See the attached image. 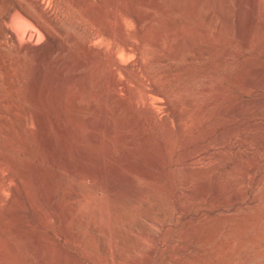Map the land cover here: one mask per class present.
<instances>
[{"label": "rangeland", "instance_id": "rangeland-1", "mask_svg": "<svg viewBox=\"0 0 264 264\" xmlns=\"http://www.w3.org/2000/svg\"><path fill=\"white\" fill-rule=\"evenodd\" d=\"M196 2L176 1L185 9L169 17H183ZM201 2L203 11L212 5L208 36L194 41L181 28V38L209 47L205 60L188 64L183 56L153 66L150 32L144 41L130 39L138 56L117 54L118 65L130 66L146 91L161 90L163 98H144L118 73L122 87L104 105V123L96 122L100 100L82 104L78 123L60 121L61 132L46 121L51 142L32 118L21 134L11 119L0 120V264H264V0ZM123 3L137 14L154 13L150 25L163 18L144 0ZM218 9L226 17L224 42ZM178 40L165 38L159 52H172ZM130 94L138 110H154L146 129L128 111ZM175 104L174 113L187 111L177 133L168 112ZM64 165L90 177L67 174ZM76 190L84 194L62 200ZM112 194L129 203L112 201ZM159 206L168 209L164 221L146 218Z\"/></svg>", "mask_w": 264, "mask_h": 264}, {"label": "bare ground", "instance_id": "bare-ground-1", "mask_svg": "<svg viewBox=\"0 0 264 264\" xmlns=\"http://www.w3.org/2000/svg\"><path fill=\"white\" fill-rule=\"evenodd\" d=\"M123 1L0 0V120L11 119L15 132L21 134L26 119L32 118L51 142L52 138L46 132V121L54 122L57 130L61 132L60 121L68 120L72 124L78 123L77 120L84 112L82 104L86 103L92 107L96 100H100V118L96 122L104 123V105L110 99H114L116 90L122 87L116 80L118 73L123 75L144 98H163L164 93L161 90L152 88L146 91L134 73L135 71L128 70L130 66H120L116 62L117 54L138 56L140 51L131 45L130 39L136 38L138 41H144L147 32L153 34L148 44L150 43L157 50L152 60L153 66H167L175 61L178 62L183 56L184 62L193 64L205 60L210 55L209 47L195 48V45L185 44L184 39L181 38V28L188 29L187 31L193 34L194 41L200 42L207 37L213 15L211 4L209 10L203 11L204 4L201 0H197L192 8L186 9L187 12L183 14V17L174 20L169 16L185 9L177 5L178 0H166L170 3L169 7L160 5L159 0H144L150 9L163 17L157 20V25H150L154 13L137 14L130 7L125 6ZM253 5L255 6L254 2ZM217 14L221 20L220 42H224L227 36L226 17L219 9ZM175 37L179 38L175 50L169 53L159 52L161 41L165 38L173 40ZM242 42L247 47L246 40ZM201 45H203L202 42ZM183 50H186V54ZM29 96L30 106L36 109L33 108L34 112H31L27 105L30 103ZM125 104L129 113L134 117L135 126L146 129L145 126L149 124L150 115H152L148 112L150 110L145 112L138 110L134 94L128 96ZM177 104L168 108L170 117L178 126V130H174L173 133L180 131L187 117V111L182 115L173 112L175 110L172 107L176 108L179 105ZM167 119L166 117L164 125L167 124ZM170 122L168 119V123ZM165 131L163 134L169 141L168 137L172 131L170 133ZM10 135L4 134L5 137ZM8 164L10 165L11 162ZM65 166V172L76 178L90 177L88 173H77L78 171L74 172L72 166ZM137 174L144 178H152L146 173ZM45 183L46 198L51 200L53 192H50V187H52L50 178ZM59 185L63 188L61 180H59ZM110 188L109 193L113 192L115 187ZM3 189L6 190V186ZM80 193L79 190L66 193L62 200L71 202L77 199ZM129 200L133 201L132 198ZM112 201L120 204L129 203L120 200L114 194H112ZM59 207V204L55 205L57 211ZM163 208L159 206L153 212L148 211L149 214H145L146 218L150 216L164 221V210L167 212L168 209ZM140 225L146 227L144 222ZM120 244L124 245L122 241Z\"/></svg>", "mask_w": 264, "mask_h": 264}]
</instances>
